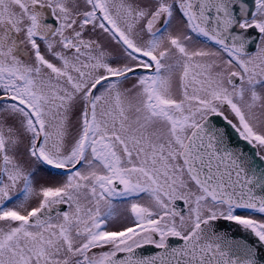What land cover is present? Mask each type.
Here are the masks:
<instances>
[{
	"label": "snow or ice",
	"instance_id": "1",
	"mask_svg": "<svg viewBox=\"0 0 264 264\" xmlns=\"http://www.w3.org/2000/svg\"><path fill=\"white\" fill-rule=\"evenodd\" d=\"M0 264H264V0H0Z\"/></svg>",
	"mask_w": 264,
	"mask_h": 264
}]
</instances>
